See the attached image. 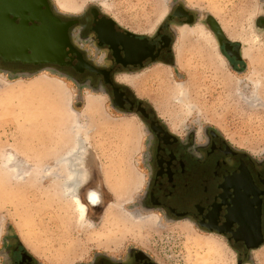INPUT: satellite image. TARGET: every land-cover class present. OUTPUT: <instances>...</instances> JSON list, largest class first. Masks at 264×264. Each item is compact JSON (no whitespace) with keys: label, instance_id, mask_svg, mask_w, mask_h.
Listing matches in <instances>:
<instances>
[{"label":"rangeland","instance_id":"374dc122","mask_svg":"<svg viewBox=\"0 0 264 264\" xmlns=\"http://www.w3.org/2000/svg\"><path fill=\"white\" fill-rule=\"evenodd\" d=\"M74 1L82 10L70 16L94 8L122 28L145 36H153L177 4L197 14L201 25L215 14L235 45L249 41L252 27L258 45L250 63L243 58L227 60V71H221L199 45L183 56L181 67L176 58L173 67L155 64L127 84L135 86L138 97L173 126L182 131L212 129L229 146L264 164V28L257 25L264 19V0ZM52 5L60 11L53 0ZM40 75L63 82L74 112L82 111L87 94L103 98L88 120H79L85 125L83 146L90 159L91 184L94 181L102 198L101 213L89 214L92 226L78 222L74 206L60 194L55 162L61 155L59 141L67 131L57 113L65 101L55 88L36 91L33 84ZM174 83L186 86L187 103L174 101L170 94ZM110 103L105 94L78 87L49 71L33 76L0 71V235L13 231L43 264H89L96 254L115 256L129 246L147 252L158 264H238L236 253L222 238L187 228L183 222L159 218L157 227L137 234L119 233L133 225L126 213L149 214L138 205L147 177L148 142L136 114L118 111ZM101 217L117 218L120 223L110 226ZM193 241H207L208 246L197 247ZM261 251L256 259L251 255L250 264H264Z\"/></svg>","mask_w":264,"mask_h":264},{"label":"flooded vegetation","instance_id":"af4514ba","mask_svg":"<svg viewBox=\"0 0 264 264\" xmlns=\"http://www.w3.org/2000/svg\"><path fill=\"white\" fill-rule=\"evenodd\" d=\"M45 2L42 11L48 10L58 21L52 26L57 25L56 52L62 63H10L0 57V71L17 76L49 71L78 87L105 94L118 111L136 114L148 142L140 211L216 235L236 253L238 264H250L251 255L264 249V164L229 146L212 129L182 131L170 125L154 106L138 97L135 86L122 81L140 76L155 64L173 67L175 29L193 28L197 14L177 4L157 32L145 36L122 28L94 8L70 16L57 11L52 0ZM257 25L264 28V19ZM64 30L71 50L64 47ZM224 45L220 50L226 59L235 61L224 53ZM81 196L90 214L101 213L102 198L94 181ZM0 264L43 263L7 230L0 235ZM89 264L158 263L147 252L129 246L115 256L96 254Z\"/></svg>","mask_w":264,"mask_h":264},{"label":"bare ground","instance_id":"6f19581e","mask_svg":"<svg viewBox=\"0 0 264 264\" xmlns=\"http://www.w3.org/2000/svg\"><path fill=\"white\" fill-rule=\"evenodd\" d=\"M53 2L55 6L65 14L75 15L80 13L82 10V5L77 4L74 0H53ZM211 16L218 21V24L222 28L225 36L229 40L234 41V37L229 33L227 27L219 21L217 16L215 14H211ZM250 32L251 38L248 42L239 41L242 45V58L248 63H250L253 59L254 47L258 45V37L252 27H250ZM175 33L177 35V40L174 50L176 55V65L178 67L181 65V61L183 60V56L185 54H188L195 49L197 50L199 45H203L204 49L202 48V50L205 52L207 60L213 62L221 71H227L226 60L220 54L215 39L201 24L198 23L193 26V28H176ZM129 80L130 79H122L124 82H128ZM33 85H35L34 88L36 91L47 90L50 87L55 88V92L61 96L62 100L65 101V107L63 106L62 109L58 108L57 118L60 123H63L61 126L63 125L66 128L67 136L64 135L65 137L59 141L61 144L59 147L61 155L55 162V173H58V181L61 180L59 181L60 194L62 197L66 198V202H69V204L74 206L73 208L77 213V221L83 225L90 224V226H92L90 220H88L90 214L88 205L81 197V189H84L91 184L93 174L89 167L90 159L87 160V147L83 146L87 141L85 125L80 124L79 120L82 118L88 120L90 114L101 107L103 98L101 95L87 94L84 97V106L82 111L77 113L70 109L68 93L65 90V85L60 80L47 79L46 76L40 75L36 77ZM170 90V94L175 102L184 104L187 103L188 90L184 84L174 83L170 87ZM62 104L64 105V103ZM169 123L170 125L173 124L171 120H169ZM61 133L63 134V132ZM82 135H84V138L81 137ZM68 143H72V146L68 147ZM50 152H52V150H50ZM103 217H101V220H105L110 226H114L115 222L120 223V220L117 218L112 220L111 218ZM126 218H130L133 221V225L124 226L123 229L119 230L120 234H137L140 230H144L145 228L157 227L160 220L155 214L150 213L142 215L141 213L130 212L126 213ZM184 225L185 227L190 228L189 224L185 223ZM193 244L197 247L208 246L207 241H193ZM261 252L262 251L254 253V258L256 259Z\"/></svg>","mask_w":264,"mask_h":264},{"label":"water","instance_id":"95a60500","mask_svg":"<svg viewBox=\"0 0 264 264\" xmlns=\"http://www.w3.org/2000/svg\"><path fill=\"white\" fill-rule=\"evenodd\" d=\"M43 5L46 6L45 0H0V57L4 61L23 64L62 63V58H57L56 52L58 50L57 25L55 28L52 26L58 24V21L52 19L48 10L42 11ZM18 18L20 22L16 23ZM109 20L112 21L110 18ZM35 22L40 23L41 26H37ZM202 26H205L215 39L218 50L226 61V57L220 50L222 42H225L224 53L229 58L242 61V46L238 43L235 49H232L234 42L225 36L214 18H206ZM254 27L257 28V25L254 24ZM62 39L64 47L71 50L65 30Z\"/></svg>","mask_w":264,"mask_h":264},{"label":"trees","instance_id":"16d2710c","mask_svg":"<svg viewBox=\"0 0 264 264\" xmlns=\"http://www.w3.org/2000/svg\"><path fill=\"white\" fill-rule=\"evenodd\" d=\"M34 74H30V75H24V76H33Z\"/></svg>","mask_w":264,"mask_h":264}]
</instances>
